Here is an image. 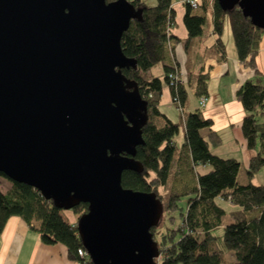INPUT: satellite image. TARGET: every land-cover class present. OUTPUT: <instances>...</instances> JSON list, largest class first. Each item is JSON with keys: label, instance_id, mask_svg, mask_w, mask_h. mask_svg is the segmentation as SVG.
I'll return each mask as SVG.
<instances>
[{"label": "water", "instance_id": "1", "mask_svg": "<svg viewBox=\"0 0 264 264\" xmlns=\"http://www.w3.org/2000/svg\"><path fill=\"white\" fill-rule=\"evenodd\" d=\"M217 1L264 29V0ZM142 13L129 0H0V172L58 208L88 203L76 228L93 264H158L162 201L122 185L143 170L149 119L122 71L137 66L121 40Z\"/></svg>", "mask_w": 264, "mask_h": 264}, {"label": "trees", "instance_id": "2", "mask_svg": "<svg viewBox=\"0 0 264 264\" xmlns=\"http://www.w3.org/2000/svg\"><path fill=\"white\" fill-rule=\"evenodd\" d=\"M129 1L142 8L143 13L141 18L131 20L121 40L123 52L136 59L137 66L122 71L137 82L148 101L149 119L143 127L144 143L137 146L135 155L143 170L124 171L122 185L154 192L162 201L163 214L151 229L159 250L157 263L232 264V259H226L231 254L236 264H264V181L252 182L264 168V73L257 63L264 29L255 26L239 5L229 10L223 9L217 0H197L193 7L183 0L188 36L180 39L171 32L175 24L173 0H157L152 6L143 0ZM208 15L217 36L209 51L225 56L223 31L228 20L238 60L254 71L236 93L245 111L243 135L248 147L256 149L246 168L235 157L213 153L211 148L222 138L213 129L212 118L205 117L200 110L184 111L185 83L190 81V75L178 84L170 77L173 72H182L174 61V44L181 42L188 52L190 44L203 37ZM158 66L161 75L154 73ZM206 77L201 73L197 76L195 90L201 97L207 93ZM165 85L169 86L172 99L180 100L182 121H173L160 108ZM181 125L184 139L178 143ZM204 129H208L207 135ZM243 169L248 177L246 183L239 180ZM0 176L6 177L1 172ZM72 210L77 216L74 223L38 189L11 181L6 191L0 187V235L9 217L18 215L40 234L43 242L62 243L70 259L78 264H93L89 257L78 254L84 246L76 224L88 211V203L82 202ZM227 215L231 222L222 234H215Z\"/></svg>", "mask_w": 264, "mask_h": 264}, {"label": "crops", "instance_id": "3", "mask_svg": "<svg viewBox=\"0 0 264 264\" xmlns=\"http://www.w3.org/2000/svg\"><path fill=\"white\" fill-rule=\"evenodd\" d=\"M173 8L175 24L171 32L180 39H185L188 31L183 22L185 13L183 0L173 2ZM206 30L202 38L190 44L188 52L181 42L174 44V61L179 64L185 81L188 79L187 75H190V81L185 83L187 95L184 111L200 110L205 117L212 118L213 129L222 138L221 143L211 148L213 153L222 157H235L246 168L256 149L248 147L243 135L242 120L245 111L236 93L241 84L254 75V71L238 60L233 39L227 42L224 57L210 52L209 49L215 43L217 36L213 33L212 24L209 30ZM257 63L264 73V34L257 55ZM156 69V74L161 75V67L158 66ZM200 73L207 76V93L203 95L206 98L203 106L200 104L201 96L197 95L195 90L197 76ZM171 102L173 99L170 88L165 85L160 108L173 121H178L169 112ZM207 132L208 129L203 130L205 135ZM0 264H76V262L69 258L64 244L43 242L40 234L25 220L18 215H13L7 220L0 235Z\"/></svg>", "mask_w": 264, "mask_h": 264}, {"label": "rangeland", "instance_id": "4", "mask_svg": "<svg viewBox=\"0 0 264 264\" xmlns=\"http://www.w3.org/2000/svg\"><path fill=\"white\" fill-rule=\"evenodd\" d=\"M143 1H144V3H146L149 6L155 5L157 3V0H143ZM177 1L178 0H173V2H175V3ZM211 24H212L211 15H208L207 22H206V24L204 26L205 33L207 31L206 29L209 30V26ZM223 38H224L226 44H227V42L230 41V39H233L232 33L230 31V28H229L228 20L226 21L225 29L223 31ZM156 72H157V69L155 68L154 69V73H156ZM169 112L172 113V115H174L176 117V119H178V121H182V118H181L182 117V112L180 111V108L176 104H174L173 102H171V104H169ZM183 139H184V128L181 125L180 132H179V134L177 136L178 143H181ZM0 178H2V182H0V187H1V189L3 191H6L11 186V181L8 178L4 177V176H0ZM239 180L241 182H244V183H246L248 181V177L246 175L245 169H243L241 171ZM263 181H264V168L259 173H257L252 179V182L255 183V184L263 183ZM62 214L70 222H76V220H77L76 219L77 216L75 215V213H74V211L72 209H63ZM230 222H231V219L227 215L224 218V225L219 227L217 230H215L214 233L215 234H222L223 231H224L225 225H227ZM157 238L158 239L160 238L159 233H157ZM226 259H228L227 260L228 262H229V259H232L233 260L232 264H236V260L233 258V256L231 254L226 255ZM222 264H229V263L223 262Z\"/></svg>", "mask_w": 264, "mask_h": 264}, {"label": "built area", "instance_id": "5", "mask_svg": "<svg viewBox=\"0 0 264 264\" xmlns=\"http://www.w3.org/2000/svg\"><path fill=\"white\" fill-rule=\"evenodd\" d=\"M188 1L191 3V5H192L193 7H196V6H197V0H188ZM170 77L175 81L176 84L185 81V78H184V75L182 74V72H181V73H177V71H176V72H173V73L170 74ZM205 100H206L205 97H201V99H200V104H201L202 106L205 104ZM173 101L176 102V103L178 104V107H179L180 109H182L181 104H180V100H179L178 97H175V98L173 99ZM78 254H79L80 256H82V257H89V254H88V252H87V250H86L85 247H83V248H79V249H78ZM89 258H90V257H89ZM76 264H78V263H76Z\"/></svg>", "mask_w": 264, "mask_h": 264}]
</instances>
